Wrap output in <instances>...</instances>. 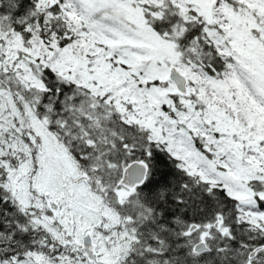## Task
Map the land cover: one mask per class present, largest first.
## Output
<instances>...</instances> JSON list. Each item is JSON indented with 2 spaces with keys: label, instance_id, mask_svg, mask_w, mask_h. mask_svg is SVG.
<instances>
[{
  "label": "snow or ice",
  "instance_id": "1",
  "mask_svg": "<svg viewBox=\"0 0 264 264\" xmlns=\"http://www.w3.org/2000/svg\"><path fill=\"white\" fill-rule=\"evenodd\" d=\"M0 264H264V0H0Z\"/></svg>",
  "mask_w": 264,
  "mask_h": 264
}]
</instances>
